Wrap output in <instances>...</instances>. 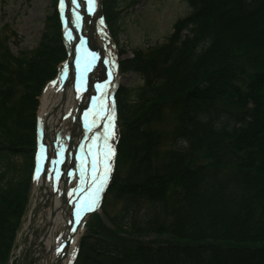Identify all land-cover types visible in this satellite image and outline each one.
Returning <instances> with one entry per match:
<instances>
[{"label": "trees", "instance_id": "obj_1", "mask_svg": "<svg viewBox=\"0 0 264 264\" xmlns=\"http://www.w3.org/2000/svg\"><path fill=\"white\" fill-rule=\"evenodd\" d=\"M140 1L103 0L112 36ZM183 1L166 42L120 65L143 82L117 89L115 169L74 264H264V0ZM17 39L0 28V264L30 201L40 98L67 58L57 2L37 48L16 55Z\"/></svg>", "mask_w": 264, "mask_h": 264}, {"label": "bare ground", "instance_id": "obj_2", "mask_svg": "<svg viewBox=\"0 0 264 264\" xmlns=\"http://www.w3.org/2000/svg\"><path fill=\"white\" fill-rule=\"evenodd\" d=\"M61 13L65 22L64 34L65 43L68 47L67 50L76 53L77 50L75 51L74 49H81L83 44L87 43V35L90 33V31H86L88 21H91L93 28H97L98 26L101 17L99 0H75V2L73 0H65L63 7H61ZM88 17L91 18L89 19ZM97 40V36L93 34L92 41L95 43ZM77 58L78 56H75L74 60L75 69L78 71L77 76L73 81L69 80V64L65 63L61 65L58 83L57 85H49L42 99L39 113L40 137L47 133L53 141L54 138L58 139L63 133L66 134L57 151H61L64 154L66 165L69 168L70 166L73 168V170L70 168L73 171L70 174V176H73L70 183L65 182L64 185L68 190V195L71 196L74 202L76 218L70 219L69 209L64 206L62 198L59 195L54 199L52 215L45 216V220L49 217L50 219H48L47 237L44 236L43 240H45L44 243L48 253L52 254L55 251L52 256L55 258L57 252L61 251L68 243H71V248L76 244L77 239H72L70 242L72 238L71 233L75 231V226L72 227L70 224L75 222V220H77L76 222L79 219L81 221V216H84L85 212L89 213L93 210L94 204L96 207L97 202L94 203L92 201L93 194L96 195L101 191L102 186H104V179L102 176H99L100 165L103 162L101 153L103 148L100 144L105 133L104 124L100 121V117L107 115L108 106L104 107L97 90L93 89L91 97L85 95L90 86L93 87L94 84L98 83V74L96 72L97 77H90L88 67L86 68V61L81 62ZM90 80L92 81L89 83ZM67 83L68 86L65 90L64 86ZM77 107H81V112H77ZM77 119H80V122H77ZM71 131H74L75 137L79 136L77 131L85 134H82L85 139L83 142H80L81 144H78L75 157H72L73 150L69 148V134ZM61 163L57 168L56 166L53 168L52 164L50 165L51 178L48 179L51 180L46 185L47 189L50 190L51 187H54L58 193L63 189V186L56 184L54 178L57 174L59 176L63 173V170L60 169ZM41 184L42 182H40L39 188L35 189L36 195H33L32 207L40 208L42 214V202L45 200V195L44 190L40 191ZM90 192L92 195L88 196L87 194ZM42 218L44 219L43 216ZM27 229L28 224L25 223L23 230L26 231ZM60 232L61 236L57 239ZM47 252L43 253L42 258L44 261L42 264H47V257L45 256ZM70 259L68 258L64 264H70Z\"/></svg>", "mask_w": 264, "mask_h": 264}, {"label": "rangeland", "instance_id": "obj_3", "mask_svg": "<svg viewBox=\"0 0 264 264\" xmlns=\"http://www.w3.org/2000/svg\"><path fill=\"white\" fill-rule=\"evenodd\" d=\"M56 2H58V0H6L5 2L4 0H0V28L8 25L18 36V39L10 45L14 54L17 55L20 52L26 51L30 52L37 48L45 30L47 18L55 13ZM126 9L127 6H124L123 9L121 8V13L118 18L119 21L117 26H114V40L110 38L106 25L101 21V25H99L97 30V36L101 46L98 44V49L93 53L97 63L100 59H104V70L98 75L99 81L96 84V90L102 97L104 107L108 106V108H110V114L112 113V98L110 97L112 90L109 89L110 86L112 87L111 83H114V88L118 84L121 90L122 88H137L141 86L143 82L140 76L123 72L121 66L120 74L117 70L115 72V64L119 61L121 65V63H124L127 59L132 58L134 50H145L148 47L163 45L166 39L173 33L175 24L179 20L187 17L190 13L188 4L183 0H141L139 5L134 9L125 11ZM108 27L110 29V25H108ZM118 28L120 29L117 34L116 30ZM62 41L65 43L63 38ZM101 48L103 52L100 51ZM41 103L42 100L39 102V109L41 108ZM118 124V120L117 122H112L109 139L104 141L110 155L108 159H106L105 155L102 154L103 162L100 165L101 169L99 170V176L103 177L107 172L106 165L109 164L110 173L111 171L112 173L114 172L116 159L114 160L113 154L116 147L117 136L119 135ZM91 192L87 195H92ZM32 198L33 195L23 226L25 223H28ZM100 201L101 200H99V207L96 213L102 215ZM50 205L51 199L49 200L48 206L45 207V213H48L50 210ZM42 216L41 214L36 216L32 232L29 233L32 234V238H29L28 234L27 243L29 246L25 248L22 247L25 250V254H23L22 258L23 264H26L28 261V256L32 248L31 246L35 244L41 234L47 232L49 225L48 219L50 218L47 219L48 221L46 220L43 222ZM85 225L86 224H83L80 227L79 233L75 238L77 239L76 244L71 248L72 260L79 249L81 239L87 232V227H85ZM23 226L19 232L21 237L17 241L15 251L9 259V264H11V262L12 264H16L20 254L23 253L21 246L28 233L23 230ZM60 236L61 232L58 234L57 239H59Z\"/></svg>", "mask_w": 264, "mask_h": 264}, {"label": "water", "instance_id": "obj_4", "mask_svg": "<svg viewBox=\"0 0 264 264\" xmlns=\"http://www.w3.org/2000/svg\"><path fill=\"white\" fill-rule=\"evenodd\" d=\"M74 56H71V60H70V72H71V74H72V72H73V66H74ZM72 76H74V74H72ZM73 78V77H72ZM67 86H68V83L64 86V89L66 90L67 89ZM39 209L40 208H38V207H36L35 208V210H33V212H32V218H31V225L33 224V222H34V219L36 218V216H37V214H38V212H39ZM30 225V226H31ZM27 237V236H26ZM26 240H27V238H25V242H26ZM23 254H24V252H23ZM23 254L20 256V258H19V260H18V264H21V262H22V258H23Z\"/></svg>", "mask_w": 264, "mask_h": 264}, {"label": "snow or ice", "instance_id": "obj_5", "mask_svg": "<svg viewBox=\"0 0 264 264\" xmlns=\"http://www.w3.org/2000/svg\"><path fill=\"white\" fill-rule=\"evenodd\" d=\"M73 2H75V0H73ZM64 4V0H61V7H63Z\"/></svg>", "mask_w": 264, "mask_h": 264}]
</instances>
